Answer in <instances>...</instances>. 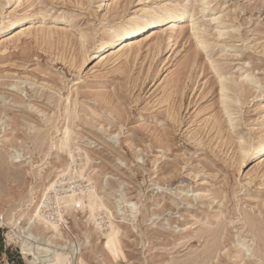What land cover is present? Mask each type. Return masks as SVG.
Returning a JSON list of instances; mask_svg holds the SVG:
<instances>
[{
	"label": "rangeland",
	"instance_id": "rangeland-1",
	"mask_svg": "<svg viewBox=\"0 0 264 264\" xmlns=\"http://www.w3.org/2000/svg\"><path fill=\"white\" fill-rule=\"evenodd\" d=\"M14 1L0 0V20L15 10L37 17L44 9L48 15L45 28L17 25L1 40L0 213L25 207L31 188L37 197L62 168L67 156L52 145L74 119L73 136L92 153L93 184L125 192L141 210L124 204L128 216L116 214L114 235L93 234L95 249L108 264H187L215 242L207 234L199 238L202 229L217 227L226 231L210 263L264 264L256 252L261 242L244 221L247 213L264 219V149L240 165L241 146L264 137V0H213L205 11L199 9L204 1L191 0L192 17L211 33L210 50L188 31L191 17L178 25H183L180 35V28L171 32L175 24L167 22L94 48L110 24L143 8L186 0H43L35 8L26 3L17 9ZM219 14L225 15L224 25L211 21ZM222 26L229 32L218 38ZM83 34L89 37L83 40ZM128 44H134L131 52ZM242 67L253 71L263 93L242 95L243 105L236 106L241 110L233 115L238 128L229 131L224 124L220 141L218 129L209 132L216 119H227L219 103V74L237 77ZM177 80L182 84L175 90ZM11 147L31 156L33 166L12 162ZM43 163L49 167L41 169ZM69 213L78 237L93 227L82 210ZM8 230H0V264H27L18 245L6 241ZM237 250L246 254L243 262L238 263ZM84 252L96 264L89 249Z\"/></svg>",
	"mask_w": 264,
	"mask_h": 264
},
{
	"label": "bare ground",
	"instance_id": "bare-ground-1",
	"mask_svg": "<svg viewBox=\"0 0 264 264\" xmlns=\"http://www.w3.org/2000/svg\"><path fill=\"white\" fill-rule=\"evenodd\" d=\"M118 1L120 0H115V3L118 4ZM190 1L191 0H186L185 2H183V4L163 3L158 4L155 7L143 8L135 11V13L122 18L120 21L114 24H110L109 27H106L103 30V33L94 48L101 50L107 48L110 45L124 42L132 36H135L146 29H155L157 27L161 28L163 26L162 24H166L167 22H174L175 25L169 30L173 32L177 27H179L180 29L178 28L179 30L177 32L180 35L182 34L181 26L183 25H178H180L181 21L191 17L193 19H191L190 21L188 31H191L190 33L195 35L199 39V46L201 45L205 49H209L211 42L207 35H210L211 33L207 31V29L203 28L202 23L199 22L197 18L194 17V15L192 17L191 10L188 8ZM197 1H204L199 9L205 11L209 7L208 5L212 3L213 0ZM14 2L16 5V9L22 7L26 3H28L26 6L27 8H35L40 3H42L43 0H15ZM127 2L128 0H126V3ZM40 11L41 13L39 16L33 17L31 15H19L18 11L15 10L13 13L11 12L2 20H0V45L2 44L1 40L6 32L17 25L29 24L32 22L35 24L40 23V27L45 28L44 22L46 21L48 15L45 12H48V10L41 9ZM0 13L2 14L1 11ZM224 16V14H219L218 16L212 17L211 21L224 25V22L222 20ZM228 32L229 30H227V27L222 26L218 28L216 35L218 38H222L226 36ZM82 37L83 40H85V37H89V35L83 34ZM126 47V50H129L131 52V49L134 48V44H128ZM126 55H128V53L125 54V56ZM134 55L136 57L137 53ZM207 55L214 68H219L221 66V64L214 63L211 60V55H209V53ZM131 57H133V54ZM185 66L186 65H184V68H186ZM189 66H187V68ZM181 67L179 68L180 70ZM191 67L192 65L190 66V68ZM120 70L122 71V69ZM178 71L176 73H178ZM185 71L187 70L184 69V72ZM173 75H175V73ZM176 78L180 79L181 77ZM171 83L173 84L172 81ZM179 84L181 85L182 83H179V81L177 80L176 85H174V89L175 87H178ZM218 84L219 103L221 105V109L225 111L227 119H216L215 123L212 125L213 127L211 126L212 131L209 130V132L215 133L218 129V133H216V135H219L218 140L220 139L221 141L220 137L222 136V130H224L226 127L229 131L231 128H238V120H236L237 118L233 115L235 113H239V110H241L240 107L243 105L242 95L252 93V95L257 97L259 95L261 96L263 90L261 88V82L254 76L253 71L245 67H242V71L237 77H233L231 75L228 76L226 72L220 73ZM15 86L17 87V85ZM167 87L168 85H166V88ZM166 96L164 97L166 98ZM100 97L102 98L103 96ZM101 98H94V102H99V99L101 100ZM169 98L170 97H167L166 99L168 100ZM68 99H70V96H68ZM78 103L79 101L77 100V102L75 103L76 107ZM239 104L240 107H236L239 106ZM67 107L68 106H66V108ZM171 109H173V107H171ZM168 111L170 112V110ZM172 111L174 112V110ZM73 123L74 119L71 123L68 122L63 125L62 129H60L62 137L55 143V145H52L53 147L55 146L56 149L64 152L67 156V159L62 168L57 172V174H55L52 179L43 184L42 188H40L39 190V194L37 197L35 196V190L31 188V198L27 201L25 207H21L20 205L18 209L11 210V213L9 215L6 212V214H2V211V213H0V216L5 217L4 224L9 228V231L7 232L8 242H15L21 247L27 264H90L88 259H86V257L84 256L85 249H89V251L91 252V258L96 264H108L103 253L95 249V245L93 243V234H98L99 237H106L111 234L114 235L116 232V214L128 216L126 211H124V204H126V206L131 205V207L133 205V207L136 208L135 213L141 211L136 203L129 202L128 196L125 192L119 189L108 191L107 189H104L105 186L103 185V183L102 185L93 184V181L97 183V180L94 179L93 176L88 174L90 172L89 166L93 161L92 153L81 143H79V141H77L73 136ZM224 124H227L226 127ZM213 128H216V131H213ZM56 130L59 131V128H57ZM212 136H214V134H212ZM47 138L48 135H44L42 140L44 141ZM229 139L231 140L232 138ZM199 142L201 144V141ZM225 142L227 143L228 139ZM243 143L245 144L244 141ZM263 149L264 137H259L258 139H254L253 141L250 140L247 145H242L240 148V152L243 154V157L240 158V165L243 163L245 156H257V153ZM11 151L12 154L10 156V160L12 162L22 163L27 161L33 166L34 162L30 160L31 156H27V154L20 152L17 147H11ZM48 165L49 163H43L41 165V169L48 168ZM81 180H84V183L88 182V184H79ZM67 182L69 183V188H65L62 192H60V190L56 191L57 187H65L67 185ZM52 192H55V200L59 211V217L56 220H53L50 216L46 215L43 212L44 201ZM131 209L133 210V208ZM72 210H82L85 213V220L88 223L93 224V227L90 230L82 231V237H78L77 234H75L71 230L68 219L66 218L68 214L70 215L69 212H71ZM135 213L131 214L133 216V219H129L130 221H134L136 219L137 214ZM74 218L77 219V215H74ZM244 221L249 224L250 232L254 235V237L258 238L261 242L256 252H258L264 260V219L247 213L245 215ZM134 228H136L135 225ZM224 228L225 227L202 229L203 231L199 235V238H203L207 234L208 237H213V240L215 242L211 243V241H209L206 245L205 250L202 253L192 256V258L188 260L189 262L187 264H212L210 263L211 260L215 257V254L221 250L220 245H222L221 243L226 231V229ZM236 256L237 259L241 258V260L238 262L240 263L244 261L246 254L244 253V251L242 253V251L237 250ZM245 264L251 263L246 262Z\"/></svg>",
	"mask_w": 264,
	"mask_h": 264
},
{
	"label": "built area",
	"instance_id": "built-area-1",
	"mask_svg": "<svg viewBox=\"0 0 264 264\" xmlns=\"http://www.w3.org/2000/svg\"><path fill=\"white\" fill-rule=\"evenodd\" d=\"M67 184V185H66ZM65 185V187H57L56 191L62 192L65 188H69V183L67 182ZM43 212L50 216L53 220H56L59 217V211H58V206L56 204V200H55V192H52L49 197L44 201V206H43ZM5 217L4 216H0V230H5V229H9L5 224ZM9 231V230H8ZM6 241L8 242V238H7V233L4 234ZM9 243H14L15 242H9ZM20 250H17V253L20 255V257H24V254L21 250V247L18 245ZM81 264V263H79ZM83 264V263H82Z\"/></svg>",
	"mask_w": 264,
	"mask_h": 264
}]
</instances>
